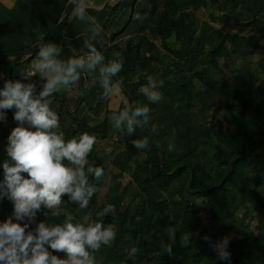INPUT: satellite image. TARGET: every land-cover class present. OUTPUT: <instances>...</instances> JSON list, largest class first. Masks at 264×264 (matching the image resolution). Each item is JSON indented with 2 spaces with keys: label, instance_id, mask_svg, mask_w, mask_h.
<instances>
[{
  "label": "trees",
  "instance_id": "1",
  "mask_svg": "<svg viewBox=\"0 0 264 264\" xmlns=\"http://www.w3.org/2000/svg\"><path fill=\"white\" fill-rule=\"evenodd\" d=\"M144 1H151L154 10L158 8L153 28L156 36L148 27H140L117 50L111 42L121 34L120 28L110 35V45L102 43L96 47L106 59L109 54L125 57L122 71L114 78L120 82L121 98L126 100V105L121 101L119 112L133 103L151 110L150 124L132 136L123 134L122 150L111 159L119 172L129 174V182L135 187L131 201L142 199L147 222L136 211L137 202H130L124 212L118 210L115 216L101 215L107 205L97 203L96 192L103 185L105 167L95 145L87 158L88 166L103 168L104 176L99 181L89 176L97 191L88 207L81 210L77 204L72 207L62 199L58 209L52 210L58 215L53 216L42 207L35 222H24L30 223L33 230L41 221L49 226L61 224L68 217L61 212L64 209L74 223L83 222L82 218L87 216L93 223L113 227L116 239L106 245L104 253H93L95 264H264V158L257 155L264 143V77L256 84L249 78L246 84L231 86L227 84L228 77L220 80L215 77L214 72H219L218 59H227L231 51L225 44L226 33L212 25L213 16L209 15L210 23L196 21L193 7L198 0ZM224 5L234 18L242 16L244 7L254 15L255 0H224ZM225 16L230 19L229 15ZM260 17H264V12ZM245 24L254 26L255 20ZM236 37L245 43L243 35ZM252 39L248 44L255 42L251 46L254 50L258 40ZM183 72L185 80L179 77ZM149 76L162 82L159 91L163 98L159 103L149 102L138 89L140 82L147 83ZM193 79L199 83L196 85ZM206 101L210 108L208 120L213 121L220 112L224 123L223 131L216 136L204 120L194 121L193 108ZM88 109L98 117L103 112L101 122L96 127L79 123L74 128H61L59 133L66 141L84 132L104 139L107 131L114 128L108 118L112 112L105 102L101 114ZM7 125H0V181L4 178L2 162L7 158V137L17 126L12 125L8 132ZM151 125H156L158 132H150ZM144 137L149 139V149L133 147V139ZM169 143L174 144L173 151H169ZM117 194L115 190L112 196ZM243 202L253 211V227L246 223L238 227L229 243L231 259L219 260L213 245L226 236L224 232L231 227V219ZM0 211L12 214L13 203L3 199ZM169 227L176 229L175 240L167 234ZM205 235L210 237V242L203 239ZM169 245L172 255L166 252ZM132 247L138 251L134 259H129L128 251ZM52 252L65 257L64 253Z\"/></svg>",
  "mask_w": 264,
  "mask_h": 264
},
{
  "label": "clouds",
  "instance_id": "2",
  "mask_svg": "<svg viewBox=\"0 0 264 264\" xmlns=\"http://www.w3.org/2000/svg\"><path fill=\"white\" fill-rule=\"evenodd\" d=\"M68 11L76 20L90 25V37L84 41L85 53L61 60L60 47L40 38L37 58L26 72H21L24 81H30L35 75L42 78L39 91L36 83L6 79V74L0 72V80L4 82L0 88V122H6L7 110L13 109V119L17 122L7 137V158L2 162L4 178L0 181V201H11L13 212L0 222V264H95L93 253L116 239L113 227L100 222L89 223L87 216L82 218L83 222L75 223L67 217L63 223L53 226L41 221L34 230L30 223L24 222H35L42 207L53 216L58 215L52 210L61 205L64 196L79 209L87 208L97 191L96 185L89 182V176L96 181L104 176L103 168L88 166L87 158L96 137L84 132L66 141L63 134L55 131L60 128V118L51 109L49 97L61 89H71L82 74L95 76L102 89L101 98L122 95L120 82L114 78L122 71L123 58L106 60L97 49L94 41L102 29L87 15L84 0H71ZM162 86V82L149 76L140 92L149 102L159 103L163 98L159 91ZM150 111L147 106L133 103L113 117V126L122 135L132 136L150 124ZM150 132H158L157 126L151 125ZM131 143L137 150L150 148L147 137L133 139ZM174 148V144L169 143V151ZM114 213L115 206L108 204L101 215ZM167 234L175 240L176 229L169 227ZM232 238L226 235L213 245L219 260L231 259L228 248ZM203 239L210 242L207 235ZM49 248L64 253L65 257L54 255ZM137 251L132 247L128 258L134 259ZM166 252L172 255L170 245L166 246Z\"/></svg>",
  "mask_w": 264,
  "mask_h": 264
},
{
  "label": "rangeland",
  "instance_id": "3",
  "mask_svg": "<svg viewBox=\"0 0 264 264\" xmlns=\"http://www.w3.org/2000/svg\"><path fill=\"white\" fill-rule=\"evenodd\" d=\"M141 1L142 3L145 4L146 11L142 12L144 16L141 14L140 18L143 19L144 17H146L144 21H146L148 25L156 24V19L154 17L155 14L157 15L158 8L154 10V6L151 1H144V0ZM141 6L144 7V5L143 4L141 5V3L139 2V7ZM193 10L195 17L197 19L196 21L198 23L201 21H206L210 23L209 17L213 16L214 20L211 21L212 25L220 32L226 33L227 35V37H225V44L227 49L231 51V56L228 57L227 59H221V58L218 59L219 72H214V75L218 80H220L223 77H228L227 84L228 86H231L233 84H239V85L246 84L249 82L248 80L249 78H253L254 80L252 83L256 84L260 77H264V17H260V13L264 12V0H255L254 15H252L253 13L252 12L250 13L244 7V9L242 10V16L236 18L233 17L232 13L227 11L226 6L224 5V0H198L195 6L193 7ZM226 14L229 15L230 19L226 18L225 16ZM250 20L253 21L255 20L254 26L248 24L247 25L245 24V26H243L244 22ZM141 22L142 20L140 21V24ZM256 34L261 35V38L257 39L255 37ZM236 35H243L245 37L246 44L243 42V40L240 41L236 37ZM250 36H252L253 39L250 38ZM250 39L258 40V42H256L254 50H252V47L255 44V42H253L252 44H248V42H250L249 41ZM123 43L124 41H120L119 44H116L117 50L122 48ZM243 45L244 48L242 49ZM158 50L161 51L160 48ZM166 60L167 59H165V61ZM179 77H181L182 80H185L186 78L184 72ZM192 82L195 83L196 85L199 83L197 82V80L194 79L192 80ZM84 84L85 81H83V85ZM146 84L147 83L141 81L138 86V89L140 90ZM54 95L57 96L58 93L56 92ZM52 97H53L52 99H49L51 101L50 107L56 113L57 111H59L58 116L60 118V128L55 130L58 133L61 128H66L68 126L74 128L76 124L78 125L79 123H82V121H84V119L86 118H89L90 120L93 119L91 124L93 127H96L97 124H99L103 118L102 115L98 117V115H96L92 110L90 111L88 108H85L84 105H79L80 108L79 110H77V114H75V112L67 114L66 112H63L60 105H58L59 103L58 104L53 103V101L55 100L54 99L55 96ZM217 98H219V96ZM122 100L126 105V100L124 98ZM70 104H72L70 105V108H73L74 103H72L71 101ZM120 105H121L120 96L115 97V99L111 101L109 110L112 113L110 117H108L110 124H114L113 117L115 115H118ZM94 107H96L95 110ZM89 108L93 109L96 112H99L98 110L99 105H93ZM193 111L195 113L194 121L196 123H199L204 120L205 124L210 128V131L214 136H216L218 133L223 131L224 123L222 118L220 117V112L214 118L213 121L208 120L207 115L209 114L210 111V108L208 107V101H206L201 106L194 107ZM13 112L14 109L7 110V121L0 122V125L3 123H8L9 126L7 125L6 128L8 132H10L9 128L11 129L12 125L17 124V122L13 119ZM79 113L81 114V116L79 115ZM76 117L78 118L77 121H75ZM262 130L264 131V124ZM95 150L97 151L98 155L102 158L103 160L102 162L105 167V178L103 181V185L96 192L97 203H103L105 205L108 204L114 205L115 213L109 215L115 216L118 210L124 212L130 202L131 203L137 202L138 206H136V211L142 215L143 221L147 222V216L144 214V210L142 206L143 203L142 199L135 198L133 202L131 201L132 194L135 191V187L132 183L129 182L130 181L129 174L126 172H119L111 163V159L113 155L122 150V134L119 133L115 128H111V130L109 129L107 131L106 138L99 139V137H96ZM257 155L260 158H264V143L258 149ZM115 190H117L118 192L117 197L112 196ZM113 197L114 200L111 201V198ZM62 199L66 203L68 204L70 203L72 207L75 205V203L67 202L68 201L67 196H64ZM183 204H185V202H183ZM57 209L58 208H56V210ZM61 212H64L68 217H71V214L65 211L64 209H62ZM10 215L11 214H5V212L0 211V222H3ZM88 222L93 223L89 219ZM231 222H232L230 223L231 227L224 233L225 235H231L233 237L236 236L237 234L236 229L240 227L242 224L246 223L249 227H253V224L255 222L253 217V211L250 210V208L246 206L243 202L240 204L239 210L232 217ZM31 229L33 230V228ZM105 248L106 245H103L98 251L94 252V254L100 255L104 253ZM49 251L52 252L50 248ZM55 255L59 256V253H56Z\"/></svg>",
  "mask_w": 264,
  "mask_h": 264
},
{
  "label": "crops",
  "instance_id": "4",
  "mask_svg": "<svg viewBox=\"0 0 264 264\" xmlns=\"http://www.w3.org/2000/svg\"><path fill=\"white\" fill-rule=\"evenodd\" d=\"M68 1L0 0V54L21 50L34 43L44 31L50 29L57 22ZM139 2L144 7H139ZM84 3L87 6V15L93 17L102 29L97 40L94 41L95 46L102 43L110 45V35L120 28L122 29L121 34L111 42L115 45L119 44L120 41L134 37L140 27H148L150 32H153V36H156L153 31L156 24L148 25L144 21L146 17L140 18L141 14L144 16L142 12L146 11L145 4L141 0H84ZM156 17L155 14L154 18L156 19ZM141 20L142 25L140 24ZM89 27L87 21H78L74 15L69 14L65 25L47 41L57 44L61 49L59 58L67 60L69 57H76L87 51L84 47V41L90 37ZM37 53L30 58L25 56L18 60L15 57L5 58L0 62V72L6 74V79L36 83L39 91L43 84V80L39 75L32 76L30 81H24L21 75V72H26L31 62L37 58ZM121 57L124 61L125 57L121 54H118V56L109 54L107 59H120ZM7 70H9V75ZM83 81H85L84 85ZM3 83V80H0V85H3ZM57 93V96L53 95L55 96L53 103H59L58 105L63 103L64 107H60L67 114L73 112L77 114V110L80 108L79 105H84L85 108L99 105L98 114H101L102 111L100 110L103 102L106 103V108L109 109L111 101L115 97L120 96L122 101L121 97L123 96L112 95L107 99L101 98L102 89L95 76L87 74H82L80 81L73 85L71 89H61ZM52 98V96L49 97V99ZM71 101L74 103L73 108H70ZM79 115L81 116L80 113ZM101 115L104 116L103 112ZM92 120L86 118L82 123H92ZM75 121L77 120L75 119Z\"/></svg>",
  "mask_w": 264,
  "mask_h": 264
},
{
  "label": "water",
  "instance_id": "5",
  "mask_svg": "<svg viewBox=\"0 0 264 264\" xmlns=\"http://www.w3.org/2000/svg\"><path fill=\"white\" fill-rule=\"evenodd\" d=\"M70 3H71V0H69L65 4V6H64V8L62 10L61 16L57 20V22L50 29H47L46 31H44L36 39V41L34 43H32L27 48H24V49H21V50L0 54V62H2L5 58H8V57L21 58V57L29 56L34 51L38 50L37 44H38L40 38H44L46 40H49L50 38H52L65 25L66 19H67L68 15H69L68 8H69V4Z\"/></svg>",
  "mask_w": 264,
  "mask_h": 264
}]
</instances>
